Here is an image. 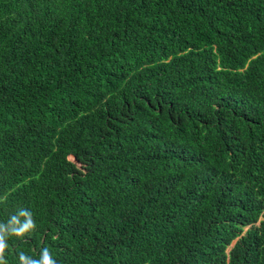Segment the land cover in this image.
Returning a JSON list of instances; mask_svg holds the SVG:
<instances>
[{
    "label": "trees",
    "instance_id": "16d2710c",
    "mask_svg": "<svg viewBox=\"0 0 264 264\" xmlns=\"http://www.w3.org/2000/svg\"><path fill=\"white\" fill-rule=\"evenodd\" d=\"M21 208L7 264H264V0H0Z\"/></svg>",
    "mask_w": 264,
    "mask_h": 264
},
{
    "label": "clouds",
    "instance_id": "9594fccd",
    "mask_svg": "<svg viewBox=\"0 0 264 264\" xmlns=\"http://www.w3.org/2000/svg\"><path fill=\"white\" fill-rule=\"evenodd\" d=\"M35 227L32 212L26 208H21L17 214L12 215L6 226L0 225V264H7V261L3 259V253L8 247L9 237H23L26 232L35 229ZM19 261L20 264H57L48 248L43 249L39 259H32L24 252H20Z\"/></svg>",
    "mask_w": 264,
    "mask_h": 264
}]
</instances>
